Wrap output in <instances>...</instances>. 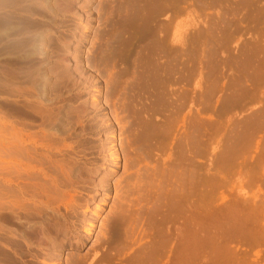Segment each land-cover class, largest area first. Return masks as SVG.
I'll list each match as a JSON object with an SVG mask.
<instances>
[{"label":"bare ground","instance_id":"obj_1","mask_svg":"<svg viewBox=\"0 0 264 264\" xmlns=\"http://www.w3.org/2000/svg\"><path fill=\"white\" fill-rule=\"evenodd\" d=\"M91 1L93 0H54L55 7H57V9L61 13L67 14L77 20V25H75L73 32L74 38H79V34L82 31L86 30L88 28V25L91 23L89 14L85 11ZM119 1L120 0H118V2ZM163 1L167 0H129L124 2L126 3L125 5L123 4L125 8L122 7L123 5L121 4V2L117 7L118 10L112 8L113 10H115V13H118V15L122 18V21L120 20L121 22L118 19V23L113 24V26L115 27V34H119L120 38L122 39L118 41L120 43V49L118 47L117 48L119 50L115 48L119 51H116V54L118 57L121 56L122 58H124L125 62L132 64L135 74H133L134 76L132 80H129V82H125L123 85L121 84V86L119 85V83H121L120 81H118L119 79L117 80L114 77H109L103 82L106 89H114V91H111L113 89L110 90L112 92L111 95L105 94L106 98L110 96L113 98H111L112 101L114 100L109 104L108 115L105 120L98 118L100 110H98L99 108L96 105L97 103L95 104L93 94L90 90H87L84 96L77 95V101L70 107L68 111L70 121L72 125L80 128L82 135L86 133L87 127H89L86 126L85 119H89L90 115H94L91 116L92 118L89 121L91 126L89 128L90 132L87 133L91 137H94L95 140V147L92 151H90L91 153H86L78 150L79 148L77 147V138L71 136L70 133H63L62 131L57 129V118L54 115L55 112L53 113V109L41 104V102L38 101L39 98L34 95L22 97L21 99L20 97L18 98L19 103H21L20 109H22V107L25 108V106L28 107L32 113L31 115L38 119V121L30 120L31 122H27L23 117L20 118L19 116V118L14 120L11 118H4L5 116L2 117L3 121L0 123V264H18V262H20L21 264H158L160 263V261H162V257L165 254L168 255V264H177L178 240L177 228L175 227V224L177 222V207H179L182 202L187 201H190V203L188 202V204L195 206L198 205V207L203 210L202 212L205 213L206 219L209 220L210 218L213 223H210L209 229V227L207 226H204L205 228L201 226L202 222L199 223L197 221V224L196 222H193L194 224H196L195 226L188 225L190 226V229L189 227H187L190 231V233L188 232L189 234L186 233L188 234V236L186 235L184 237L185 234L179 236V250H181L182 253L180 264H252L247 263L250 257L249 259L247 258V261L246 259L243 260L247 256L245 253V257L240 255L242 261L239 260V251L237 252V248L234 244L241 241L245 243L248 242V244L251 246L256 245V248L257 246L264 247V222L259 221L257 223L258 219H262L261 216H259V213L263 209L261 202H263L264 199L261 198V201L257 202L261 203L260 208L259 206L256 207L255 205L254 207H249L250 211L248 209L247 211H244V207L246 206L245 203H247L244 195H242L244 200L242 199V202L240 203L238 201L235 203L231 200L230 202L233 203H230L229 206L226 205L227 208L224 207L226 209L225 213L227 212V215L225 214L226 218L223 216L224 214H222L223 219L218 220V218H215L214 214H216V216H221V213L219 214L218 212H214L210 208L205 207V205H207L206 203L199 204V202H196L195 204V201L193 199H189L193 195H195V193L193 194L194 190H192V187L196 184L195 175L193 174V170L195 168L192 169V171L190 170L189 174L186 171L188 175L186 177L188 179V189L186 192V190L184 189L177 191L176 169L175 166L172 167L171 178L175 179H172L170 181V189L165 194V190H163L164 187L161 184V170L158 168L156 170L159 171H154L155 173H153V179L151 181L149 177L150 175H147L148 172H145V174L143 171L145 170L143 169L144 167H142L143 170L140 167V161H143L144 163V161H147L153 151L159 150L162 141L167 135H169V132L171 130H169V128L164 124L157 122L154 118L156 115L162 112V108L164 109L162 92L165 89H163V87L166 84L161 78L162 72L160 70L162 68H160L159 70L160 66L157 65L156 62L152 64L153 61H150L151 59L147 55V48H145L144 46L146 45L144 43L147 40L152 39V41L154 42L153 44L155 50L158 51L160 50V47H162V43L159 37V28H156V26L152 27L150 25L153 17V23L156 21L155 16H151L152 18H150V16L146 14V7H148L147 3H151L154 9L159 10ZM214 1L216 0L211 1V3L214 5H216L215 3H217L219 4V6L221 5L225 8L226 4H220L218 3V1L213 3ZM248 1L249 0H240L242 4ZM33 2L34 0H0V9H2L1 7L4 6V3L6 5L9 3V5L18 7V10L20 12H24L30 5L33 4ZM168 2L171 5L170 7L173 9L174 3L176 2L177 4L178 2H183L185 5L188 3L184 0H168L166 3ZM193 2L197 3L198 0H194ZM177 4L175 5L177 6ZM179 5L180 4H178L177 6V11H181V8L179 9V7H182L183 4L180 6ZM238 6L240 5H237V7ZM226 7L227 8L225 9H227V11L225 9V12L221 10L222 14L220 15H222L221 21L224 25H226V21H228V29L232 27L231 25L234 24V21L231 18V21L233 22L229 24L231 22L229 21V17V20H224V14H228L229 12V6L226 5ZM262 13V16L259 15V17H261V19H264V12ZM233 14H231V16H233ZM118 15H116V18ZM239 17L240 15L238 16V18ZM111 18L113 19V17ZM243 18L244 17L242 16L241 19L244 20L245 18ZM114 21L116 22L117 20ZM218 21L219 20L217 19V22ZM256 22L259 23L257 19ZM220 24L217 25L216 23V28H218ZM261 24L262 23H260V25ZM206 25L208 26V24ZM221 25L219 26V31L222 30ZM235 27L237 28V25ZM210 29L208 28V30ZM211 31L209 32L214 34L213 36H211V38L213 39L212 41L213 43H215L214 45L216 48L211 47L210 55L212 56L211 58H216L218 55L217 53H219V51H217L219 50L217 49L219 43H216L219 42L217 41V34H222V32L220 33L218 31L219 33L215 34L214 30L211 29ZM231 32L229 33L231 34ZM229 33L226 34L230 35ZM200 34L202 35V33ZM221 37L222 36H220V38ZM208 38H210V36ZM212 41H210V44L212 43ZM174 42L175 39L173 43ZM73 44V41H64L62 43V48H64L65 51H63L59 55V61L63 66H61L60 68L59 65L60 70H58L56 76L57 80H55L60 84L62 83L66 86H71L72 90L80 91L81 89H89L92 86L93 82L91 80L82 79L76 73L75 68H71L73 62L70 59L71 56L68 55L67 51L73 50ZM180 44L182 45V43ZM135 45H137L136 47H139V51L137 50L134 56H131L132 50L136 48H134ZM184 46L185 45H183L182 47ZM223 51H221V53H223ZM214 64L216 63H212V65ZM218 65L213 66V68L217 67ZM1 68L7 78L13 73L7 65H3ZM171 68L172 72L175 71V65H172ZM260 70L262 69L260 68ZM248 71L249 70H247V72ZM159 72H161V75ZM193 72L195 73V71ZM237 72L239 71L237 70ZM5 80H9V78ZM7 82L8 81H6V83ZM235 83L236 85L232 84L234 85V87L238 86V84L241 85L240 78L236 79ZM119 86L121 87L120 89ZM237 88H240V86H238ZM96 92L97 94L95 96L100 97L102 95L99 91ZM244 93L246 94L247 91ZM24 95L26 96L25 93ZM207 95L211 96V94ZM146 96L151 100L150 105L148 103L149 106L136 108V106H138L137 103H141V101L144 100H142V98ZM174 103L176 104L175 101ZM257 114L258 115L255 114L256 116H252V118L250 119L247 118L249 119L247 122L244 121L245 123L243 125V128L235 135L233 139L231 138L232 143L228 142L229 144H231L229 146V148L231 149L226 147L225 150L227 151V149H229V152H226L225 154L222 153V156L219 154L220 159L218 161L216 160V162L213 163V167H215L216 169V174L214 176V174L212 173L213 177L206 180L208 183H210V180L212 181L211 186L213 184L216 188L221 187L226 182L227 173L230 176L232 175L231 173H229L230 171L235 174H241L240 165L242 164V167L243 162L241 164H238L237 157L240 156L238 154H241V152L246 153L249 148L253 149L251 148V146L254 143L253 140L256 134H258L257 132H259V130L261 129L264 130V112ZM229 130L231 131V129ZM235 131H233V133ZM216 132L217 131L215 130V134ZM226 136L229 137V135L227 134ZM229 139L226 138L225 140L229 141ZM198 145L200 144L198 143ZM223 145L224 146L222 147L224 148L225 144ZM257 145L258 143L254 144L255 147H257ZM207 148H209V146ZM225 150L223 151L225 152ZM187 155L184 156V161L186 160L185 162H188V165H194L193 163L196 162V160L194 159L195 155L193 157H188L189 155ZM260 159L261 158H259V161H257V165L259 167L262 166L260 164V161L262 159ZM260 168L262 169L263 167ZM233 169H236L237 171H232ZM253 169L250 170L252 171ZM115 170H118V172L121 171V174L116 178L115 175H117V172ZM262 170H264V168ZM222 172H224L225 174ZM146 175L148 177H146ZM207 176L209 178V175ZM241 177L242 176H240V178ZM146 178H149L148 180L150 181L147 182L148 180ZM228 178L231 177L228 176ZM155 179L156 182H154ZM151 183L154 184L152 189L155 191V198L153 199L152 203L150 202L151 205H148L149 201H147L148 198L145 194V191L147 186H149V184ZM208 186H210V184H208ZM184 187L185 185L183 186V188ZM134 189L136 191H134ZM205 189L207 188L205 187ZM205 189H203L204 192ZM211 189L213 188L211 187ZM131 191H134V193H141H138L140 197L139 195H137V193H135L139 197L136 199L137 204L130 199L132 197H128L130 195L134 196V193L132 194ZM206 192L203 196V199L204 197L212 199V194L209 193L210 191L208 193ZM167 195L168 198L166 197ZM130 200L133 202V204L135 203L134 205L137 207L135 211L125 209V204H127L126 201H128V205L131 206ZM214 200L217 201V199ZM141 203L145 204L142 205ZM237 203L239 205L241 203L244 205H242V208H240ZM181 206L179 208H182ZM189 207L191 206L189 205ZM188 210L189 209H187V212ZM190 212L191 211L189 210V213ZM203 215L204 214H202V216ZM188 216L185 218H188ZM197 216L201 217L202 220V216ZM253 216H257L258 218L254 219ZM144 238L148 240H145ZM231 244L234 245L236 250L231 246ZM208 256L210 258H208ZM261 259L262 258L260 257L259 261H262Z\"/></svg>","mask_w":264,"mask_h":264},{"label":"rangeland","instance_id":"obj_2","mask_svg":"<svg viewBox=\"0 0 264 264\" xmlns=\"http://www.w3.org/2000/svg\"><path fill=\"white\" fill-rule=\"evenodd\" d=\"M126 1H129V0H124V1L120 0L119 2L118 0H93L91 1L88 7L85 9V11L89 14L91 23L88 25V28L86 30L82 31L79 34L80 35L79 38H74L73 36L75 25H77V20L70 17L67 14L61 13L57 9V7H55L54 0H34L33 4L30 5L24 12H20L18 10V7L16 6L9 5V3L6 5L4 3V6L1 7L2 9H0V66L2 67L3 65L4 66L7 65L13 72L12 74L14 75L11 74L10 75L11 78L9 76L8 77L9 80H5L8 78L5 75V73L1 70L2 68L0 67V123L3 121L2 117L4 116H5L4 118H8V119L11 118L13 120L19 117L20 118L23 117L27 122H29L30 120L38 121V119H36L33 115H31L32 113L28 107L25 106V108L22 107V109H20L21 103H19V98H18L20 97L21 99L22 97L34 95L39 98L38 101L41 102V104L53 109V113L55 112L54 115L57 118V119L55 118L57 129L62 131L63 133L65 132L70 133L71 136L77 138V141H78L77 147L79 148L78 150L86 152V153H89L90 151H92L95 147V140H94V137H91L87 133L90 132L89 128L91 125L89 121L92 118L91 116H94V115H90L89 119L88 118L85 119L86 126H89V127H87L86 133L82 135L80 128L72 125L70 118H69L68 111L70 107L72 106V104H74L77 101V97H78L77 95L84 96L85 92H87V90H90L91 93L93 94V98L95 100L94 102L95 104L97 103L96 105L99 108L98 110H100L98 118L105 120L108 115L109 104L113 99L110 96L106 98L105 94L111 95L112 93L111 91H114V89L113 88H111L113 90L109 88L106 89L103 82L107 80L109 77L110 78L114 77L117 80L119 79L118 81L121 82L119 83V85L121 86V84L123 85L125 82L127 81L129 82V80H132L134 76L133 74H135L132 64L125 62L124 58H122L121 56L118 57L116 54V51L120 49L119 47L120 43L118 41L122 39L120 38L119 34L117 33L115 34V27L113 26L114 23H118V19L119 21L120 20L122 21V18L118 15V13L117 14L115 13V10H118L117 7L119 6L120 2L122 5L123 4L125 5L126 3L124 2ZM167 1H163L161 8L159 9L161 12L159 10L154 9L151 3H147L148 7H146V14L150 16V18L155 16L156 21L153 23V18H154L153 17L152 21L150 22L151 23L150 25L152 27L156 26V28L157 27L159 28V32H160L159 37L162 43V47H160V50L158 51L155 50V47L153 44L154 42L152 41V39L147 40L144 43L147 46L146 45L144 46L145 48H147L146 49L148 52L147 55L151 59L150 61H153L152 64L156 62V64L160 66V67L158 66L159 70L160 68H162L160 70L162 72L161 78L166 84V85L164 84L165 86L163 87V89L165 88L164 89L165 91L162 89L163 92H165V93L162 92L164 109L162 108V112L156 115L154 118L157 122L164 124L165 126L169 128V130L170 129L171 130L169 132V135H167L162 141L160 149L153 151L150 154V157L147 159V161H144V163L143 161H140L141 162L140 167L141 169L142 167H144L143 169L145 170L142 169L144 173L148 172L147 175L148 176L150 175L149 177L151 181L153 179L152 177L153 173H155L154 171H159V170H156L158 168L161 170L160 171L162 172V177H161L162 183L161 184L164 187L163 190H165V194L170 189V181L172 179H175V178H171L172 167L175 166V169H176L177 189H178L177 191L184 189L186 190V192L188 189V179L186 178L188 176L187 173L189 174V171L190 170L192 171V169L195 168L193 170V174L195 175L196 184L195 186L192 187V190H194L193 194L195 193L196 196L193 195L191 198H189L190 200L193 199L195 201V204L196 202H199V204L206 203L207 205H205V207H208L212 211L214 212L216 211L219 214L221 213V216H216V214H214V216L215 218H218V220H222L223 219L222 214H224L223 216L226 218L225 216V214L227 213V212L225 213L226 211L225 208H227L226 205L229 206L231 203L230 202L231 200L235 203L237 201L239 203L242 202V199H243L242 195H244V197L247 200V203L245 204L246 206L248 205L247 207L246 206L244 207V211H247V209L250 211L249 207H254L255 205L256 207L259 206L260 208L261 203H262L263 209L259 213V216H261L262 219H258L257 223L259 221L264 222V203H263L264 201L261 203H257L261 201L260 200L261 198L264 199V170H262L264 168V130L261 129L259 130V132H257L258 134H256L253 140L254 141L253 145L251 142V145H252L251 148L253 149L249 148L250 151L248 149L246 153L241 152V154H238L240 156L237 157V162L238 164H241L243 162L242 167L244 168L243 169L241 167L242 165L241 164L240 165L241 174H238V173L235 174L230 171L229 173L232 174L230 176L226 172L227 173V176H226L227 178L225 182L226 184L224 183L221 187H218V188H216L215 185L213 184L211 186V182H212L211 180L209 181L210 183L206 181L212 178L213 174L214 176L216 174V169L215 167H213L214 166L213 163H215L216 160L218 161L220 159L219 154L222 156L226 152H229V149H231L229 148L231 144L228 143V142L232 143L231 138L233 139L235 137V135L243 128L244 123L247 122L250 118H252V116H256L258 115L257 113L264 112V105H263L264 103V26H263L264 19H261V17H259V15L262 16L263 14L262 12H264V0H249L248 2H245L244 4H242L240 0H216L214 1L213 3L218 1V3L220 4L223 3L224 5L226 4L227 6H229L228 7L229 12L228 14L226 13L227 16L226 14H224V20L226 21V19H228L229 17L230 19V20L228 19L229 21H231V18L234 21V24L231 25L232 27L228 28L230 30L227 29V27H229L227 25L228 21H226L227 23L225 22L226 25H224L221 21L222 15H220L222 14L221 10L224 11V9L227 8L226 5H225V8L222 7L221 5L219 6V4L217 3H215L216 5H214L211 3V1L213 0L211 1L210 0H203V1L198 0L197 3L193 2L194 0H189L190 2L188 0H184L185 2L187 1L188 3L185 5L183 2L181 3L178 2V4L180 5L183 4V5L182 7L179 5L180 6L179 9L181 8V11L179 9H178L179 11H177V6H178L177 2L174 3V9H173L170 7L171 5L169 2L166 3ZM175 4H177V6ZM124 5L122 7H124ZM237 5H240V6L237 7ZM112 8L115 10H113ZM256 9H259V10H256ZM225 10L227 11V9ZM230 13L231 14L234 13L233 16H231ZM116 15H118L117 18H116ZM239 15L241 18L243 16L245 19L243 18L244 20H242L239 17L241 19L240 20L238 18ZM111 17H113V19ZM217 17H219L220 19ZM263 18H264V15H263ZM217 19L219 20L218 22H220L222 25L217 22ZM256 19L259 23L256 22ZM114 20H117V21L115 22ZM233 21H231L229 24H231ZM216 23L217 25L218 24L221 25V29L223 31L218 30L220 29L219 28L220 25L218 26V28H216ZM235 23L237 25V28L235 27L236 26ZM260 23L262 24L260 25ZM206 24H208V26ZM210 27L212 30H214L215 34L222 32V34H217L218 36L217 41L219 42H216V43H219V45L217 46L216 44V46H217V49H219L217 50L219 51V53H217L216 51V53L218 54L216 58H211L212 56L210 55L211 47L216 48L214 45L215 43H213L212 41L213 39L211 38V36H213L214 34L211 33L213 31H211ZM208 28L210 30H208ZM208 32H209V36L211 39L208 38L209 37ZM229 32H231V34ZM200 33H202V35ZM226 33L227 34L229 33L230 35H227ZM259 33L262 36H260ZM225 35L227 36V38ZM220 36H222L223 38L225 36V38L224 39L222 37L220 38ZM174 39H175V42L173 43ZM64 41L74 42L73 50L67 51L68 55L71 56L70 59L73 62L71 68L72 69L75 68L76 73L82 79L91 80L93 82L92 86L89 89H81L80 91H76V90H72L71 86L69 87V85L66 86L61 83L63 85L62 86L58 81H56L58 70H60L59 65H60V68L61 66H63L59 61V55L63 51H65L64 48H62L63 47L62 43ZM210 41H212L213 44L212 43L211 44L214 46L210 44ZM180 43H182V45ZM183 45H185L186 47L185 46L182 47ZM136 46L137 45H135L134 48ZM115 48L118 50H116ZM138 48L139 47H136L135 49L132 50V52L133 51L134 52L133 53L131 52V56L132 55L134 56L137 50L139 51ZM221 51H223V53H221ZM195 52H197L198 54ZM241 53L242 55L243 54L244 55L242 56ZM199 56H200V59H199ZM120 58H122L123 60ZM212 59L216 61L214 62ZM257 62L261 65H259ZM212 63H216V64L212 65ZM171 64L175 65V71L173 72L171 70L172 69ZM215 65H218V66L214 67L215 68L214 69L213 66ZM234 65L235 66L237 65V66L235 67ZM260 68L262 70H260ZM237 70L239 72H237ZM247 70L249 71L247 72ZM193 71H195V73ZM161 72H159L160 75H161ZM206 73H208L209 75ZM215 74L217 75L219 74V75L217 76ZM171 78H173L175 81ZM238 78H240L241 80V85L238 84L240 88H237L238 86H235L237 88L236 89L234 85H236L235 80ZM6 81L8 82L6 83ZM120 86H119V89L121 88ZM239 89L241 90V93ZM96 91H99L100 94L102 95L100 97L95 96L97 94ZM109 91H110V94H109ZM246 91L247 93L245 94L244 92ZM17 93L19 96L17 95ZM24 93L26 94V96L24 95ZM206 93L211 94V96L207 95ZM142 100L144 102L141 101V103L140 102L137 103L138 106H136V108H141L142 106L150 105L151 100L149 97L146 96L142 98ZM174 101L176 102V104L174 103ZM223 102H224V105H223ZM216 119H219V120H216ZM229 129H231L232 133ZM215 130L217 131L216 134H215ZM233 131L235 132L233 133ZM226 134L229 135V137L226 136ZM194 136H195V139H194ZM226 138L227 139L230 138L229 141L225 140ZM198 143L200 145H198ZM227 143H228V146H227ZM256 143H258L257 147H255L256 145L254 146V144ZM223 144H225L224 148L222 147L224 146ZM208 146L209 148H207ZM192 147L194 148V150ZM226 147L229 148L227 149V151L225 150ZM221 150L222 151L225 150V152L224 151L222 152ZM186 155L188 157L190 156L193 157L195 155L194 159L196 160V162L193 163L194 165H188L189 163L185 162L186 160L184 161L185 159L184 156ZM259 158L262 159V160L260 159L261 160L260 164L262 165L260 167H263L262 169L257 165L258 164L257 161H259ZM149 159H150V162H149ZM250 169H253V170L251 171ZM235 170L236 169H233L232 171H235ZM115 171L117 172V175H115V178H116L118 177V175L121 174V171L119 172L118 170H115ZM147 175L146 177H148ZM207 175H209V178ZM228 176L231 178H228ZM240 176L242 177L240 178ZM146 179L148 180L149 178H146ZM149 181L150 180H148L147 182ZM154 182H156V179L154 180ZM208 184H210V186L214 190L211 189V187L208 186ZM184 185L185 187L183 188ZM153 186L154 184L152 183L149 184V186H147L146 191H145V194L147 195V198H148L147 201H149V203L147 202L148 205H151L150 202L152 203L153 199L155 198V191L152 189ZM204 186L208 190L205 189ZM213 186L216 188V190ZM203 189H205V192L210 191L209 193L212 194V199H208L207 197L206 198L204 197L203 199V196L205 194ZM134 191L136 190L134 189ZM134 191L133 192L131 191V193L133 194ZM135 193H137V195L141 194L140 192H135ZM135 193L133 194L134 196L130 195L128 197L129 198L132 197L130 199L136 203V199L139 198L140 195L138 197ZM214 195L216 196V198ZM166 197L168 198V195ZM213 198L217 199V201L214 200ZM206 199L208 202L206 201ZM131 200H130L131 206H129L128 205L129 202L126 201L127 204H125L126 206L125 209L135 211L137 207L134 205L135 203L133 204ZM188 202L190 203V201L182 202L181 203L182 206L179 205V207L181 206L182 208L177 207V222L175 224V227L177 228V240L179 241V242L177 241L178 243L177 244V264H180V261H181L180 259L182 255L181 250H179L180 249V246H179L180 237L179 236L184 235V234H185L184 237L186 235L188 236V234L190 233L189 231L190 226H193V225L195 226L198 222L199 223L202 222L201 226L203 227L207 226L209 227V229H210V223H213L210 220V218L209 220L206 219L205 213L202 212L203 210H201V208L198 207V205H196L197 206L196 207L195 205L188 204ZM141 204L144 205L145 203L144 204L141 203ZM189 205L193 208L189 207ZM237 205L239 204L237 203ZM242 205L244 204L241 203L239 207L242 208L241 207ZM187 209L193 212L189 213V210L187 212ZM188 214L190 217L188 216ZM202 214L204 215L202 216ZM197 215L202 216V220H201V217ZM187 216L188 218H185ZM255 218L257 219L258 217L256 216L254 217V219ZM193 222L194 223L196 222V224H194ZM187 227H189V229ZM145 240H148V239H145ZM234 245L237 248V252L239 251L238 256L240 255L244 257L246 255L248 256V257L246 256L245 258L242 257L244 258L243 260L246 259L247 261L250 257L247 263H252V264H255V263L262 264L263 263L264 264V247L257 246L256 248V245L251 246L248 244V242L245 243L241 241L236 242ZM234 245L231 244L233 248H235ZM164 256L162 257V261H160V263L168 264L167 263L168 255L165 254ZM260 257L262 258L261 259L262 261H259ZM208 258L210 257L208 256ZM238 258L239 260H241V256ZM18 264H21V263L18 262Z\"/></svg>","mask_w":264,"mask_h":264}]
</instances>
